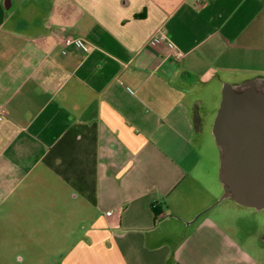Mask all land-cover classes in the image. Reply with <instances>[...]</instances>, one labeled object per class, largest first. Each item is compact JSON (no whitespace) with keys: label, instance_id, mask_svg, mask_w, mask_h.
<instances>
[{"label":"crops","instance_id":"crops-1","mask_svg":"<svg viewBox=\"0 0 264 264\" xmlns=\"http://www.w3.org/2000/svg\"><path fill=\"white\" fill-rule=\"evenodd\" d=\"M263 9L0 0V229L19 262L264 264V233L183 205L224 86L264 83Z\"/></svg>","mask_w":264,"mask_h":264},{"label":"water","instance_id":"water-1","mask_svg":"<svg viewBox=\"0 0 264 264\" xmlns=\"http://www.w3.org/2000/svg\"><path fill=\"white\" fill-rule=\"evenodd\" d=\"M262 81L225 85L212 133L221 151L224 195L242 207L264 210V91Z\"/></svg>","mask_w":264,"mask_h":264},{"label":"rangeland","instance_id":"rangeland-1","mask_svg":"<svg viewBox=\"0 0 264 264\" xmlns=\"http://www.w3.org/2000/svg\"><path fill=\"white\" fill-rule=\"evenodd\" d=\"M262 21L263 22L261 26L258 25L259 29L257 32L264 35V15ZM212 127H209L208 131L202 133L198 139L202 154L204 156V163L201 169L202 176L200 177V180L197 183H192L190 186H188V196L183 199V205L185 204L186 207L189 208L202 205L203 203H206V201H211L212 205H216L223 196V194L219 196L222 189L216 181V178L212 179V175H215L216 171H218L220 168L221 161V151L216 145L215 138L212 133ZM211 190H215L214 195L216 197L219 196L217 200L214 199L215 201L212 198L205 199L207 193ZM214 211L215 212L212 211V215L214 216V213H216L218 220L239 225L242 228L240 233L241 235H243L244 229L246 227L247 231L249 229H256L258 234L261 235L264 233V210L258 211L255 209L242 207L235 203L232 199H225L215 208ZM6 233V228L0 229V264H37L35 260L30 258L25 259L23 263L19 262L16 258L20 256V253H15L12 250L10 242H8L9 239L6 237ZM241 235L239 236L241 237ZM17 247L18 250L16 252H20V245ZM47 263L49 264L50 261H47Z\"/></svg>","mask_w":264,"mask_h":264},{"label":"built area","instance_id":"built-area-1","mask_svg":"<svg viewBox=\"0 0 264 264\" xmlns=\"http://www.w3.org/2000/svg\"><path fill=\"white\" fill-rule=\"evenodd\" d=\"M58 38H59L60 43L62 45H64L65 47L77 46V47L83 49L84 51L87 50V48H86V46L82 40L75 39L71 36H66V35H64V31H61L60 33H58ZM167 43H168V39H167L166 35L164 34V32L160 31L152 37V39L150 40V43H149V47L151 49H157L159 46H163ZM177 56H180V55H177Z\"/></svg>","mask_w":264,"mask_h":264},{"label":"flooded vegetation","instance_id":"flooded-vegetation-1","mask_svg":"<svg viewBox=\"0 0 264 264\" xmlns=\"http://www.w3.org/2000/svg\"><path fill=\"white\" fill-rule=\"evenodd\" d=\"M258 87L264 91V84H259Z\"/></svg>","mask_w":264,"mask_h":264},{"label":"trees","instance_id":"trees-1","mask_svg":"<svg viewBox=\"0 0 264 264\" xmlns=\"http://www.w3.org/2000/svg\"><path fill=\"white\" fill-rule=\"evenodd\" d=\"M155 213H156V216H158V215H159V213L156 211V209H155Z\"/></svg>","mask_w":264,"mask_h":264}]
</instances>
